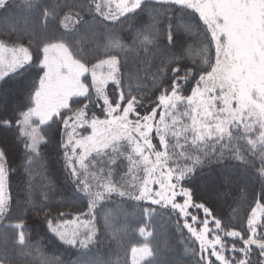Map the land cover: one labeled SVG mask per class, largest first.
I'll use <instances>...</instances> for the list:
<instances>
[{
	"label": "snow or ice",
	"instance_id": "snow-or-ice-1",
	"mask_svg": "<svg viewBox=\"0 0 264 264\" xmlns=\"http://www.w3.org/2000/svg\"><path fill=\"white\" fill-rule=\"evenodd\" d=\"M18 9L40 23L39 35L34 25L0 29V95L10 82L24 85L17 104L0 105V130L22 147L12 168L0 142V264H15L16 248L34 264H64L31 242L30 213L43 216L54 241L78 250L70 264H111L90 253L101 231L120 243L111 213L96 226L113 196L148 202L147 218L178 217L198 242V252L185 248L196 264H264V0H0V12ZM98 30L107 40L90 55L82 45ZM192 38L199 59L189 64ZM47 152L62 155L71 195L87 199L91 219L49 210ZM19 168L43 175L39 201L29 179L14 204L9 180ZM217 169L226 184L247 177L259 185L246 223L196 202L198 175ZM131 260L170 264L148 242L131 248Z\"/></svg>",
	"mask_w": 264,
	"mask_h": 264
},
{
	"label": "trees",
	"instance_id": "trees-1",
	"mask_svg": "<svg viewBox=\"0 0 264 264\" xmlns=\"http://www.w3.org/2000/svg\"><path fill=\"white\" fill-rule=\"evenodd\" d=\"M15 2L17 5L22 4V0H15ZM54 2L62 3L63 0H54ZM62 15L63 13H61ZM39 23L38 13L25 9H18L15 12L7 14L0 12V29L8 27L22 28L26 24L34 25L37 28V35H39ZM106 27L111 28L112 25L107 24ZM60 30L64 31L62 28ZM126 31L127 28L125 26ZM98 32L101 34H98L94 39L87 37L85 43L82 45L90 55L96 54L95 49L97 44L102 45L107 40V37L102 34L103 30H98ZM120 34L124 35L125 33L122 32ZM187 44L193 46V54L188 55L187 58V62L191 64L194 59H199L194 54L197 42L195 38H192L187 41ZM24 83H30V78L26 79ZM6 88L8 91L0 95V105L17 104L24 90V85L16 84L13 81ZM99 114V111H97V115ZM0 142L7 143L10 149L11 167L18 168L20 156L22 155V147L17 146L14 133H5L0 130ZM43 163L46 165V174L54 185V192L50 194V201L48 202L49 210L52 214L57 215L60 212H64L68 214L64 218L68 219L73 215L86 213L88 211L87 199L71 195L72 187L64 169L62 155H58L55 152H47ZM218 173L219 170L217 169L210 174L206 172L203 175H198L195 181L198 189L196 202L200 203L206 199L216 216L221 218L222 221H227L233 225L239 224L241 221L246 223V214L250 212V206H254L253 200L255 194L260 191L259 185L253 184L247 177H241L229 185L223 182ZM234 174L238 175L237 173ZM29 179L35 185L36 192L34 198L37 201L40 200L39 193L46 183L43 175L37 170V174L29 178L24 170L19 168L10 176L9 180V192L14 204L23 202ZM245 185H247V190H245ZM102 204L103 208L97 215L96 226L102 228L105 213H111V223L115 229L119 230L120 243L117 244L113 240L111 231L107 233L101 231L99 241L90 253L93 258L99 257L111 262V264H130L131 248L135 245L142 246L148 242L150 246L157 248L160 257L169 261L170 264H196V257L187 253L185 248L192 247L198 252V242H193L194 238L191 237L186 229L181 232L180 228L177 227L178 217L175 215L163 213L147 218L143 215L142 210L150 206L148 202L122 200V198L117 196H113L111 200L104 201ZM13 215H16L15 210L13 211ZM180 222L182 224L183 220L181 219ZM142 226L146 227L147 231H151L152 236L147 238L142 236L139 232ZM26 231L30 233L32 243H38L47 256L59 258L64 261V264H70L79 255L77 249L54 241L51 238V234L46 233V224L42 215L38 216L35 213H30L27 218ZM20 247L22 248V246ZM19 251L20 248L12 249L13 255L16 256L15 264H34L31 256L18 255Z\"/></svg>",
	"mask_w": 264,
	"mask_h": 264
},
{
	"label": "rangeland",
	"instance_id": "rangeland-1",
	"mask_svg": "<svg viewBox=\"0 0 264 264\" xmlns=\"http://www.w3.org/2000/svg\"><path fill=\"white\" fill-rule=\"evenodd\" d=\"M99 2H102V0H99ZM112 7L114 8L115 5L113 4ZM105 10H107V9H105ZM125 165H126V162H125ZM121 167L123 168V170L126 171V167L125 166L122 165ZM116 179H119V176H116ZM192 211H193V214L194 215H197L198 216V218L203 219V212H202V210L200 212H196L195 210H192ZM86 213L80 214V215H73L72 217L68 218V220H72L74 217L79 216V220L77 221V223H80L81 221H87V220H89L91 218L89 216H87ZM196 226L199 227V225H196ZM209 226L212 227L211 224ZM135 246L136 247H140V246H137V245H135ZM130 264H132L131 254H130Z\"/></svg>",
	"mask_w": 264,
	"mask_h": 264
}]
</instances>
